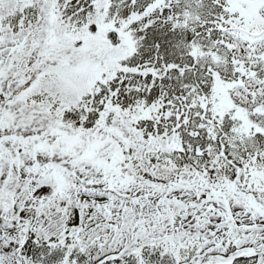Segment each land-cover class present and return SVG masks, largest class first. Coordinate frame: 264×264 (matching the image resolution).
Returning <instances> with one entry per match:
<instances>
[{"label":"snow or ice","instance_id":"1","mask_svg":"<svg viewBox=\"0 0 264 264\" xmlns=\"http://www.w3.org/2000/svg\"><path fill=\"white\" fill-rule=\"evenodd\" d=\"M0 264H264V0H0Z\"/></svg>","mask_w":264,"mask_h":264}]
</instances>
